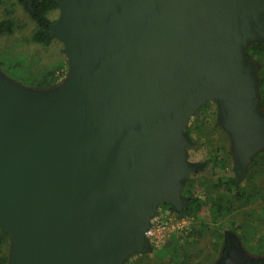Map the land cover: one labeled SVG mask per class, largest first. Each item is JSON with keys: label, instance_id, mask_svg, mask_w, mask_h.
I'll return each mask as SVG.
<instances>
[{"label": "water", "instance_id": "1", "mask_svg": "<svg viewBox=\"0 0 264 264\" xmlns=\"http://www.w3.org/2000/svg\"><path fill=\"white\" fill-rule=\"evenodd\" d=\"M71 79L27 91L0 74V228L12 264H121L157 206L189 203V117L219 106L237 175L264 147L256 64L264 0H57ZM242 172V171H241ZM217 264L249 261L227 234Z\"/></svg>", "mask_w": 264, "mask_h": 264}, {"label": "rangeland", "instance_id": "2", "mask_svg": "<svg viewBox=\"0 0 264 264\" xmlns=\"http://www.w3.org/2000/svg\"><path fill=\"white\" fill-rule=\"evenodd\" d=\"M59 16V8L49 13L54 22ZM2 19L12 20L14 31L0 35V74L27 91H50L71 79L64 44L57 37L49 45L31 41L37 25L20 0H2ZM255 64L259 73L261 64ZM45 77L55 79V83L49 87L31 84ZM201 108L182 129L191 141L186 147L188 160L204 164L185 182L182 194L189 203L180 210L169 203L159 204L147 230L146 248L131 253L121 264H217L224 254L227 234L238 241L249 261L264 259V154L256 164L253 158L249 160L238 176L231 137L219 123L218 104L210 99ZM228 177L235 178V191L254 183L262 192L242 207L238 201L219 203L218 197H231L234 192L226 184L212 186ZM253 235L262 237V241L256 242ZM13 248L9 236V244L3 248V254L9 251V264Z\"/></svg>", "mask_w": 264, "mask_h": 264}, {"label": "trees", "instance_id": "3", "mask_svg": "<svg viewBox=\"0 0 264 264\" xmlns=\"http://www.w3.org/2000/svg\"><path fill=\"white\" fill-rule=\"evenodd\" d=\"M26 10L29 12L31 17L34 19L37 25L36 31L33 33L31 37V41L35 43H41L44 45H49L55 39V35L52 31V25L54 20L49 17V13L58 9L59 5L57 0H20ZM2 0H0L1 4ZM14 31V22L10 19H2L0 20V35L10 34ZM244 54L248 57V59L258 65L259 73H256V86L258 89L259 96V110L264 113V40H251L248 41L244 46ZM53 83H55V79L47 80L46 77L44 79H38L33 81L31 84L33 86L39 87H49ZM200 108L199 110H201ZM190 129H187L189 132ZM264 154V149L258 151L255 156H253V162L258 163V159H260ZM251 158V159H252ZM223 184L228 185L229 188H232L234 192L231 197H218L219 203L225 202L227 204H234L235 202H240V205L248 204L252 202L255 198V195L261 193L260 189L254 184H248L244 189L237 188V192L234 190L235 186V178L228 177L226 179H219L216 183L213 184V187H221ZM234 187V189H233ZM236 192V193H235ZM258 192V193H257ZM256 242L262 241V237H258V235H253ZM9 244V235L8 233L0 228V264H9L8 252L3 254V248ZM264 245H261L263 248ZM248 249L252 251V248L249 246ZM142 261V260H141ZM140 261V262H141ZM136 264V263H134Z\"/></svg>", "mask_w": 264, "mask_h": 264}, {"label": "built area", "instance_id": "4", "mask_svg": "<svg viewBox=\"0 0 264 264\" xmlns=\"http://www.w3.org/2000/svg\"><path fill=\"white\" fill-rule=\"evenodd\" d=\"M146 234H147V232H146Z\"/></svg>", "mask_w": 264, "mask_h": 264}]
</instances>
